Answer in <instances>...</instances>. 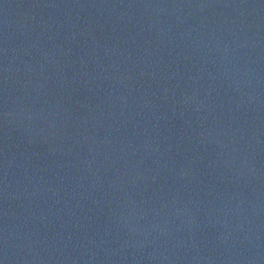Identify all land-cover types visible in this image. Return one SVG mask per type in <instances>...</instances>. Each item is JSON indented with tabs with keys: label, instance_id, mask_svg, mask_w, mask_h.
Wrapping results in <instances>:
<instances>
[{
	"label": "water",
	"instance_id": "obj_1",
	"mask_svg": "<svg viewBox=\"0 0 264 264\" xmlns=\"http://www.w3.org/2000/svg\"><path fill=\"white\" fill-rule=\"evenodd\" d=\"M0 264H264V0H0Z\"/></svg>",
	"mask_w": 264,
	"mask_h": 264
}]
</instances>
